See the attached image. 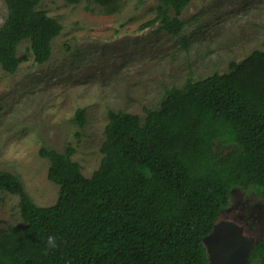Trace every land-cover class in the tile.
Returning <instances> with one entry per match:
<instances>
[{"label":"trees","instance_id":"1","mask_svg":"<svg viewBox=\"0 0 264 264\" xmlns=\"http://www.w3.org/2000/svg\"><path fill=\"white\" fill-rule=\"evenodd\" d=\"M41 0H2L0 69L13 74L25 57L46 63L62 25L40 8ZM106 12L118 0H93ZM142 2L144 0H137ZM158 22L177 35L191 0H156ZM144 117L108 112L99 166L85 177L62 150L41 147L56 201L36 205L20 177L0 170V192L18 197L21 222L0 231V264H212L203 238L227 207L230 192L251 187L264 198V51L254 50L223 73L188 76L166 88L159 106ZM85 109L72 123L85 125ZM233 144L221 155L218 146ZM56 237L48 248L47 237ZM249 264H264V237Z\"/></svg>","mask_w":264,"mask_h":264},{"label":"rangeland","instance_id":"2","mask_svg":"<svg viewBox=\"0 0 264 264\" xmlns=\"http://www.w3.org/2000/svg\"><path fill=\"white\" fill-rule=\"evenodd\" d=\"M156 0H118L108 13L93 0H41L39 7L62 25L50 59L37 64L24 41L25 57L13 73L0 69V170L20 177L38 206L52 205L58 186L47 178L41 147L71 145L85 177L101 159L104 126L110 110L144 117L164 90L181 86L188 76L201 79L223 73L254 50L264 51V0H191L179 17L177 35L158 22ZM6 15L0 0V25ZM85 109V125L72 123ZM234 148L221 144L223 155ZM218 221H232L245 237H264V198L251 187L230 192ZM21 222L18 197L0 192V231Z\"/></svg>","mask_w":264,"mask_h":264},{"label":"water","instance_id":"3","mask_svg":"<svg viewBox=\"0 0 264 264\" xmlns=\"http://www.w3.org/2000/svg\"><path fill=\"white\" fill-rule=\"evenodd\" d=\"M245 237L241 226L232 221H217L203 243L212 264H249L248 257L255 244Z\"/></svg>","mask_w":264,"mask_h":264},{"label":"clouds","instance_id":"4","mask_svg":"<svg viewBox=\"0 0 264 264\" xmlns=\"http://www.w3.org/2000/svg\"><path fill=\"white\" fill-rule=\"evenodd\" d=\"M47 246L48 248H55L57 246L56 237L54 235H49L47 237Z\"/></svg>","mask_w":264,"mask_h":264}]
</instances>
